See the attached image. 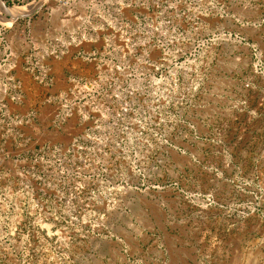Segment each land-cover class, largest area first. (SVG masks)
<instances>
[{
  "label": "rangeland",
  "instance_id": "1",
  "mask_svg": "<svg viewBox=\"0 0 264 264\" xmlns=\"http://www.w3.org/2000/svg\"><path fill=\"white\" fill-rule=\"evenodd\" d=\"M0 264H264V0H0Z\"/></svg>",
  "mask_w": 264,
  "mask_h": 264
},
{
  "label": "bare ground",
  "instance_id": "2",
  "mask_svg": "<svg viewBox=\"0 0 264 264\" xmlns=\"http://www.w3.org/2000/svg\"><path fill=\"white\" fill-rule=\"evenodd\" d=\"M10 10V9H9Z\"/></svg>",
  "mask_w": 264,
  "mask_h": 264
}]
</instances>
